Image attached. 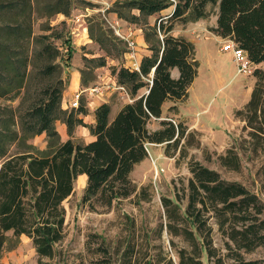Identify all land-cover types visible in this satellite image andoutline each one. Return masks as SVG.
<instances>
[{
  "label": "trees",
  "instance_id": "16d2710c",
  "mask_svg": "<svg viewBox=\"0 0 264 264\" xmlns=\"http://www.w3.org/2000/svg\"><path fill=\"white\" fill-rule=\"evenodd\" d=\"M39 4V0H0V258L8 240L16 243L25 235L36 252L37 264H59L56 244L65 234L63 202L72 194L79 175L86 176L81 202L91 211L96 206L110 208L133 194L146 200L148 195L142 197L144 187L137 191L130 174L147 157L149 144H162L169 157L178 150V158L187 157L189 148L200 147L197 131L175 117L198 74L195 44L171 30L175 21L205 18L208 5L217 8L216 24L210 30L232 40L254 64L249 99L234 116L244 122L250 153H264V68L258 67L264 62V0L115 2L107 11L132 22L170 7L171 11L144 28L150 54L140 59L137 69L123 64L112 68L116 82L124 86L131 101L112 117L110 104L100 103L90 124L83 120L88 114L83 99L76 108H61V79L45 80L57 68L50 62L58 57L59 49L49 41V35L33 34L34 12L46 18L42 30H49V18L66 15L70 0H45L41 8ZM131 11L138 15L129 17ZM98 24V29L88 27V35L102 46L105 33ZM34 55L44 64L32 75ZM87 61L95 62V67L105 65L103 57ZM173 69L178 71L176 77L171 74ZM32 78L37 79L29 96ZM81 78L85 85L88 80ZM142 88L147 93H139ZM57 120L66 127L65 140L55 127ZM153 122L157 127L150 129ZM79 125L88 129L91 141L73 139ZM42 133L46 144L39 148L31 140ZM234 148L226 149L218 159L222 166L237 170L241 161ZM187 168L186 183L173 181V198L160 197L165 220L156 228L159 234L165 230L171 245L175 246L173 237L186 243L175 251L177 264H204L203 257L208 264H264V259L244 257L257 248L264 252V220L259 217L263 204L257 196L197 160L189 159ZM214 225L224 251L213 243ZM102 242L97 250L104 252ZM125 252L131 255L133 248L127 247ZM168 264H172L170 258Z\"/></svg>",
  "mask_w": 264,
  "mask_h": 264
},
{
  "label": "rangeland",
  "instance_id": "374dc122",
  "mask_svg": "<svg viewBox=\"0 0 264 264\" xmlns=\"http://www.w3.org/2000/svg\"><path fill=\"white\" fill-rule=\"evenodd\" d=\"M117 1L121 0H70L66 15L59 13L49 18V30H42L46 26L45 17H40L37 12L32 15L33 34L49 35V41L59 49L58 57L50 62L57 68L45 80L61 79L62 109L71 110L73 96L78 91H83L79 104L80 99H83L87 110L104 101L114 110L131 101L129 94L126 95L123 91L118 93V90L110 93L111 88H107L116 79L112 68L132 63L138 46L136 36L143 35L144 28L153 26L159 18H166L171 7L159 14L140 16L137 22H132L131 19L118 18L115 12L107 11ZM39 2L40 8L43 7L45 0ZM206 9L208 15L205 18L187 23L175 21L171 30V33H181L195 39L197 44L195 56L199 61L198 74L191 84L187 100L179 105V112L175 117L189 129L197 131L200 147L189 148L187 157L178 158V150L174 156L169 157L165 155L162 144H149L147 157L130 174L137 191L144 187L142 197L148 195L146 200L138 199L133 194L110 208L96 206V210L91 211L81 202L86 177L79 175L72 194L63 202L66 212L65 234L56 244V259L59 264L106 263L100 262L102 259L110 264H168L169 258L172 264H177L175 251L179 247H185L186 243L173 237V246L165 230L159 234L156 228L165 220L160 197L173 198V181L177 185H180V181L186 183L190 175L187 168L189 159L217 170L226 180L243 184L263 204L259 217L264 220V153L260 150L250 153L249 145L244 140V122L234 116V111L242 108L249 99L247 94L253 86L254 77L250 73L236 72L231 53L221 50L225 38L210 30L216 24L217 8L208 5ZM130 15L138 14L131 11L129 17ZM98 23L105 33L102 46L92 41L88 35V27L93 25L98 29ZM128 41L134 42L133 47H130ZM84 42L89 44L81 46ZM69 47L71 56L68 58L66 53ZM129 52H133V58L129 56ZM99 57L104 58L105 65L95 67V62L87 61ZM31 63L32 75L44 64L43 59H36L35 55ZM261 68H264V63ZM73 69L79 71L75 89L70 87L74 83L71 78ZM81 77L84 81L88 80L85 85L81 84ZM36 79L32 78L30 81L29 96L34 91ZM93 85L103 86L102 91L90 93L88 88ZM144 91L142 88L139 93ZM166 108L167 106L164 108L165 112ZM91 116L88 112L83 120L88 123ZM55 127L61 139H66L64 123L57 120ZM155 127L157 124L154 122L149 125L150 129ZM73 139L87 142L91 136L86 127L79 125L74 130ZM31 141L43 148L46 144L45 133L36 135ZM228 148H234L239 153L241 163L237 170L226 168L219 162L218 156ZM8 236L11 237V234L8 233ZM212 238L214 245L224 251L222 237L215 225ZM101 240L104 252L97 250ZM127 247L133 248L131 255L130 252L124 253ZM244 257L264 259V252L262 248H257L251 253H245ZM203 263L208 264L205 257ZM0 264H37L31 240L25 235H21L16 243L13 239L8 240L3 247Z\"/></svg>",
  "mask_w": 264,
  "mask_h": 264
},
{
  "label": "built area",
  "instance_id": "2783aa9c",
  "mask_svg": "<svg viewBox=\"0 0 264 264\" xmlns=\"http://www.w3.org/2000/svg\"><path fill=\"white\" fill-rule=\"evenodd\" d=\"M126 39L128 40V37H126ZM129 42V45L130 47H133V44L134 42L133 41H128ZM221 50L222 51H228L231 53L232 55V60L233 62L235 63V67H236V72L238 74H249L251 73L252 69L254 68V64L248 59L245 51L240 48L238 45H236L232 40L230 39H225L224 40V44L222 45L221 47ZM129 56H132L133 58V52H129L128 53ZM134 67V69H137L138 68V64L136 63V61H132V63L130 65H128L127 67ZM102 88L103 86L101 85H93L91 87H89L88 91L90 93H98V92H101L102 91ZM107 88H111L110 91L112 92H115V91H123L125 92L124 94L128 95L126 89L124 88V86L118 84V83H113V85L111 86H107ZM83 91H78V92H75L74 96H73V99H72V102H71V108H76L78 107V104H79V97H80V94L82 93ZM148 151V150H147ZM157 172V170H156Z\"/></svg>",
  "mask_w": 264,
  "mask_h": 264
},
{
  "label": "crops",
  "instance_id": "0c3cea01",
  "mask_svg": "<svg viewBox=\"0 0 264 264\" xmlns=\"http://www.w3.org/2000/svg\"><path fill=\"white\" fill-rule=\"evenodd\" d=\"M167 10V9H166ZM164 11V10H163ZM163 11H161L160 13H162ZM173 35H175V36H183V37H185L186 39H188V40H190L191 42H193L195 45H196V47H197V44H196V42H195V39H193V38H191V37H189V36H187V35H184V34H181V33H172ZM140 40V41H139ZM136 41H137V43H138V46H137V51H135V53H134V55H135V57H134V62L136 61V63L137 64H139V61H140V59L143 57V56H145V55H149L150 54V50H148L147 49V45L145 44V42H144V39H143V35L141 34V35H137L136 36ZM85 44H89L88 42H84V43H82V45L81 46H84ZM264 62H262L261 64H259L258 65V67H261L262 66V64H263ZM125 66H128L127 64H124ZM134 68V67H133ZM171 74H172V76H174V77H176L177 75H178V71H177V69H173L172 71H171ZM78 76H79V71L77 70V69H73L72 70V72H71V78H72V80L74 81V83H72V85L70 86L72 89H75V87H76V79L78 78ZM73 81H71V82H73ZM113 83H115L116 84V79L114 78L113 79ZM251 90H252V88H250V91L248 92V94H247V97L248 96H250V93H251ZM112 91H110V93H111ZM118 93H120V92H118ZM249 98V97H248ZM105 102V101H104ZM108 103V102H107ZM100 104V103H99ZM98 105H95L93 108H91V109H89L88 110V112H90L91 114H92V116L90 117V121L88 122L89 124L90 123H93V121H94V118H93V111H94V109L97 107ZM165 106H168V103H165L164 104V106H163V108H165ZM121 108V106L120 107H118V108H116V109H111V107H110V116L112 117V116H114L115 115V113L119 110ZM164 115H165V111H164V113H163ZM85 122V121H84ZM59 132V131H58ZM65 132H66V127H65ZM60 134V133H59ZM66 139L68 138V135L66 134ZM91 136V135H90ZM93 139V137L91 136V139L89 140V141H91ZM65 140V139H64ZM88 142V141H87ZM83 175V174H82ZM83 176H85V175H83ZM86 177V176H85Z\"/></svg>",
  "mask_w": 264,
  "mask_h": 264
},
{
  "label": "water",
  "instance_id": "95a60500",
  "mask_svg": "<svg viewBox=\"0 0 264 264\" xmlns=\"http://www.w3.org/2000/svg\"><path fill=\"white\" fill-rule=\"evenodd\" d=\"M145 93H147V90L145 91Z\"/></svg>",
  "mask_w": 264,
  "mask_h": 264
}]
</instances>
